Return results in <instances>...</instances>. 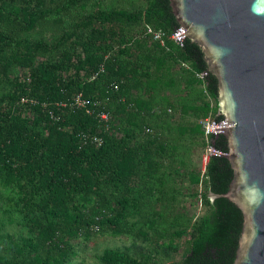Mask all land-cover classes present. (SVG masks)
Returning <instances> with one entry per match:
<instances>
[{
	"label": "trees",
	"instance_id": "trees-1",
	"mask_svg": "<svg viewBox=\"0 0 264 264\" xmlns=\"http://www.w3.org/2000/svg\"><path fill=\"white\" fill-rule=\"evenodd\" d=\"M177 27L168 0H0V264H77L73 242L92 235L131 242L98 264L233 263L243 215L209 197L233 170L225 156L203 172L196 161L200 121L222 118L217 79L188 38L143 35ZM76 94L100 103L56 106ZM211 141L228 153L225 136Z\"/></svg>",
	"mask_w": 264,
	"mask_h": 264
},
{
	"label": "water",
	"instance_id": "water-1",
	"mask_svg": "<svg viewBox=\"0 0 264 264\" xmlns=\"http://www.w3.org/2000/svg\"><path fill=\"white\" fill-rule=\"evenodd\" d=\"M178 23L173 37L202 50L217 79V115L211 157L229 161L233 179L224 197L243 215L232 264H264V0H168ZM203 78L206 73H199ZM225 136L228 153L211 138Z\"/></svg>",
	"mask_w": 264,
	"mask_h": 264
},
{
	"label": "built area",
	"instance_id": "built-area-1",
	"mask_svg": "<svg viewBox=\"0 0 264 264\" xmlns=\"http://www.w3.org/2000/svg\"><path fill=\"white\" fill-rule=\"evenodd\" d=\"M143 35L145 37H147L148 39L154 41V42H158L161 46H164L166 40L171 41L174 45L180 46L179 43L173 37V33L167 35L162 30H154L151 28H147L144 31ZM103 72H104V67H103V65H100L99 68L94 73H92L89 77L91 80H94L98 77L99 74H101ZM197 76L200 79H202L200 74H197ZM20 102L22 104H26V105H34L35 104V100L27 99V98H21ZM99 103H100V101H98V100H88V99L84 98L81 94H76V95L72 96L71 98H68L65 101L57 103L56 106L58 108H61V109H81L86 114L90 115L93 113V108L97 107V105ZM49 115L52 118H54L53 115L51 114V112H49ZM97 116L101 120H107L109 117L108 114H106L104 112H101ZM212 121H213L212 117H207V118L203 119L202 121H200V127L202 129V132H203V135L205 138V146H204V149H203L202 154H201V172L204 171L205 165L207 164L208 160L210 159V147H209V143H208V135L210 132ZM87 141L92 143V144H96V145H100L102 142L101 138L97 137V136H93L91 138L88 137Z\"/></svg>",
	"mask_w": 264,
	"mask_h": 264
},
{
	"label": "rangeland",
	"instance_id": "rangeland-1",
	"mask_svg": "<svg viewBox=\"0 0 264 264\" xmlns=\"http://www.w3.org/2000/svg\"><path fill=\"white\" fill-rule=\"evenodd\" d=\"M113 0H104L105 3H109ZM122 1V0H119ZM126 6L127 3L123 2ZM121 5V4H119ZM201 155V152H200ZM197 161V165L201 168V159ZM181 204L184 205L186 208H189L191 214H194V218L201 215L204 211L203 208H200L199 202L195 203L193 206H189V202H191V199H184L180 197ZM191 207V208H190ZM201 209V210H200ZM200 210V211H199ZM91 239L88 241H84L82 239L75 240L73 242L74 250L76 251V259L74 260L77 264H98L97 256L106 248H116V247H129L131 246L130 240L124 238V237H113L110 235H97V236H91ZM185 251V245L180 249L179 253H177L172 261H179Z\"/></svg>",
	"mask_w": 264,
	"mask_h": 264
}]
</instances>
